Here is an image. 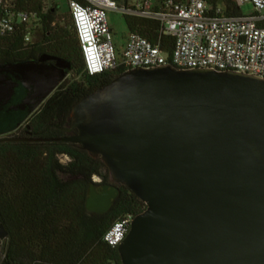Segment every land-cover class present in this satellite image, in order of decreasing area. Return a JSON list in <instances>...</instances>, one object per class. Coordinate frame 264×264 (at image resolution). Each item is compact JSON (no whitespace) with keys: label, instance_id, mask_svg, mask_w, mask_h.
Instances as JSON below:
<instances>
[{"label":"water","instance_id":"obj_1","mask_svg":"<svg viewBox=\"0 0 264 264\" xmlns=\"http://www.w3.org/2000/svg\"><path fill=\"white\" fill-rule=\"evenodd\" d=\"M65 68L50 56L0 68V142L63 141L101 158L110 183L90 184L86 211L108 213L121 186L146 205L118 246L122 264H264V80L133 69L73 107L62 130L75 135L7 137L57 89Z\"/></svg>","mask_w":264,"mask_h":264},{"label":"trees","instance_id":"obj_2","mask_svg":"<svg viewBox=\"0 0 264 264\" xmlns=\"http://www.w3.org/2000/svg\"><path fill=\"white\" fill-rule=\"evenodd\" d=\"M120 2L121 0H115ZM163 0H161L162 2ZM226 16H238L234 0H205ZM59 4L47 7L44 0H7L0 18L21 12L29 23L16 22L14 30L0 35V68L40 63L42 56L56 57L70 68L58 69L68 76L45 103L15 133L14 138L61 139L72 123L73 107L86 95L126 72L122 68L87 74L76 30L69 14H60ZM130 33H139L171 55L173 39L160 40L157 21L123 14ZM31 33L33 41L25 42ZM45 65L55 68L56 63ZM110 182L101 158H92L79 145L63 141L0 142V226L7 232L1 264H122L118 247L104 242L112 225L126 215L141 214L146 205L128 188L105 215L86 211L88 188L93 178Z\"/></svg>","mask_w":264,"mask_h":264},{"label":"built area","instance_id":"obj_3","mask_svg":"<svg viewBox=\"0 0 264 264\" xmlns=\"http://www.w3.org/2000/svg\"><path fill=\"white\" fill-rule=\"evenodd\" d=\"M241 9L251 4L254 13L226 16L220 8L212 9L205 0H163L152 10L145 1L134 7H120L115 0H68L69 14L81 47L85 69L94 76L117 68L125 71L152 69L170 65L179 70L208 69L236 72L264 80V0H234ZM7 0H0L6 7ZM108 12H122L157 21L160 40L173 39L171 55L139 33H130L123 54L118 59ZM25 12L0 18V35L14 30L16 22L29 23ZM31 33L25 36L27 44ZM93 182L101 184L98 177ZM133 215L115 222L104 242L118 247L130 230ZM4 240L0 239L3 244Z\"/></svg>","mask_w":264,"mask_h":264},{"label":"rangeland","instance_id":"obj_4","mask_svg":"<svg viewBox=\"0 0 264 264\" xmlns=\"http://www.w3.org/2000/svg\"><path fill=\"white\" fill-rule=\"evenodd\" d=\"M47 7L51 6L52 3L59 4L61 7L60 14L65 15L69 11V4L68 0H44ZM148 3L152 6V4H155L157 0H147ZM130 3L138 5L145 0H129ZM241 12L244 16H249L254 13V9L251 4H244L241 6ZM108 22L110 24V27L113 30V39L118 48H120V51H123V45L126 46L128 36L130 34V29L127 23V20L122 12H110L108 15ZM118 55V54H117ZM118 59H120V54L118 55ZM60 82L64 79H76L79 80L80 77L76 76L75 73H70L68 76L63 75L59 72ZM3 245L0 243V264L3 261Z\"/></svg>","mask_w":264,"mask_h":264},{"label":"crops","instance_id":"obj_5","mask_svg":"<svg viewBox=\"0 0 264 264\" xmlns=\"http://www.w3.org/2000/svg\"><path fill=\"white\" fill-rule=\"evenodd\" d=\"M145 1H147V0H145ZM147 2H148V1H147ZM118 4H119V6L122 7V8H124V7L130 8V7H134V6H136L135 4L130 3L129 0H121L120 2H118ZM148 4H149V3H148ZM161 4H162L161 0H157V2H156L155 4H152V6L149 4V6L152 8V10H157V9L160 8ZM109 13H110V12H108V15H109ZM111 30H112V28H111ZM112 34H113V30H112ZM113 43H114V45H115V47H116L117 54H118V55L120 54V57H121V55H122L123 52H124L125 45L122 46V47H123V51H120V48H118V47L116 46V44H115V42H114V39H113Z\"/></svg>","mask_w":264,"mask_h":264},{"label":"flooded vegetation","instance_id":"obj_6","mask_svg":"<svg viewBox=\"0 0 264 264\" xmlns=\"http://www.w3.org/2000/svg\"><path fill=\"white\" fill-rule=\"evenodd\" d=\"M49 62H53V61H49ZM55 62V61H54ZM56 63V62H55ZM57 64V63H56ZM110 183V182H109ZM109 183H106V184H98V185H107V184H109ZM99 192L101 191L100 189L98 190Z\"/></svg>","mask_w":264,"mask_h":264}]
</instances>
